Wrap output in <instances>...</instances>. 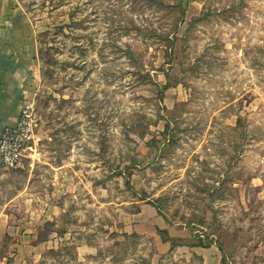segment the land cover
Wrapping results in <instances>:
<instances>
[{"label":"rangeland","instance_id":"374dc122","mask_svg":"<svg viewBox=\"0 0 264 264\" xmlns=\"http://www.w3.org/2000/svg\"><path fill=\"white\" fill-rule=\"evenodd\" d=\"M19 3L39 121L0 208L25 190L33 264H202L157 229L264 264V0Z\"/></svg>","mask_w":264,"mask_h":264},{"label":"crops","instance_id":"0c3cea01","mask_svg":"<svg viewBox=\"0 0 264 264\" xmlns=\"http://www.w3.org/2000/svg\"><path fill=\"white\" fill-rule=\"evenodd\" d=\"M36 34V26L19 0H0V137L5 128L17 124L24 101L33 99L37 93L39 50ZM4 170L0 161V179L5 176ZM24 193L25 190L20 191L0 208V251L7 246L0 252V264H33L39 257L37 244L40 241H36V236H21L17 223L11 221L12 214H8L23 206L27 211L35 210L29 202L17 204L18 197ZM155 247L164 256L169 254L171 245L159 236L155 237ZM176 250L201 258L202 264H223L224 255L214 245L207 248L181 246Z\"/></svg>","mask_w":264,"mask_h":264},{"label":"built area","instance_id":"2783aa9c","mask_svg":"<svg viewBox=\"0 0 264 264\" xmlns=\"http://www.w3.org/2000/svg\"><path fill=\"white\" fill-rule=\"evenodd\" d=\"M37 112L35 99H26L17 124L4 129L0 137V161L3 166L16 168L23 163L38 127Z\"/></svg>","mask_w":264,"mask_h":264},{"label":"trees","instance_id":"16d2710c","mask_svg":"<svg viewBox=\"0 0 264 264\" xmlns=\"http://www.w3.org/2000/svg\"><path fill=\"white\" fill-rule=\"evenodd\" d=\"M183 2H181L180 4H182ZM155 142H157V140H155ZM149 146H152L149 145ZM128 179H127V183H128ZM158 212L160 213V210H159V207L156 206ZM157 233L159 234L161 240L165 243H169L171 245V248H170V251H169V254H172L176 251V249L178 247H181V246H188V247H203V248H207L209 247V244H207L206 240H204L202 237H198L195 242H191V243H186L184 242L183 240H180V239H176L174 237H172L167 230H163V229H157ZM215 241L213 240H210V244L211 243H214ZM219 249L221 250V252H223L222 250V246L219 245ZM199 259V258H198ZM225 258L222 259V263L224 264ZM200 260H202L200 258ZM150 264V263H149Z\"/></svg>","mask_w":264,"mask_h":264}]
</instances>
